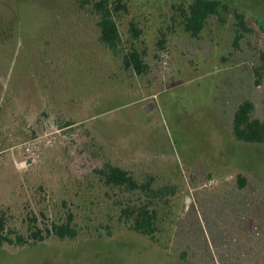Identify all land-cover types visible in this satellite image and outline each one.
<instances>
[{"label": "rangeland", "instance_id": "374dc122", "mask_svg": "<svg viewBox=\"0 0 264 264\" xmlns=\"http://www.w3.org/2000/svg\"><path fill=\"white\" fill-rule=\"evenodd\" d=\"M217 1L193 36L192 0H123L113 53L95 0H0V264H264V145L233 131L246 101L264 122V0ZM108 166L150 191L107 185ZM143 206L152 236L123 215Z\"/></svg>", "mask_w": 264, "mask_h": 264}, {"label": "trees", "instance_id": "16d2710c", "mask_svg": "<svg viewBox=\"0 0 264 264\" xmlns=\"http://www.w3.org/2000/svg\"><path fill=\"white\" fill-rule=\"evenodd\" d=\"M123 0H95L93 2V12L98 17L97 26L100 29L101 42L113 53H118L121 44V36L116 24L115 15L122 11ZM221 3L217 0H192L185 12L186 30L193 36H197L204 28L207 19L211 15H217ZM239 17V16H238ZM243 17V16H241ZM240 25L243 27L242 22ZM131 32L135 38H138L140 32L134 25H131ZM241 36L237 37L240 38ZM125 67L132 68L137 74L144 73L146 66L142 57L135 51L124 56ZM254 105L246 101L241 104L234 115L233 131L235 139L247 145H264V122L253 119L252 112ZM105 178V183L117 188H127L130 191H150V183L139 184L134 177L127 171L117 166H108L101 171ZM246 180L239 178V186L243 188ZM126 219L134 218L132 230L141 235H153L155 233V214L149 211L147 206L138 209L127 208L123 210ZM37 229L33 238L40 239V233ZM52 231L61 238H75L76 232L72 229V219L66 224L52 227ZM12 230L3 216L0 215V248L5 244H14L12 239ZM39 235V236H37ZM18 244H22L23 239L18 236Z\"/></svg>", "mask_w": 264, "mask_h": 264}, {"label": "water", "instance_id": "95a60500", "mask_svg": "<svg viewBox=\"0 0 264 264\" xmlns=\"http://www.w3.org/2000/svg\"><path fill=\"white\" fill-rule=\"evenodd\" d=\"M152 106H154V104H150L147 108H145V112H148L152 108Z\"/></svg>", "mask_w": 264, "mask_h": 264}]
</instances>
